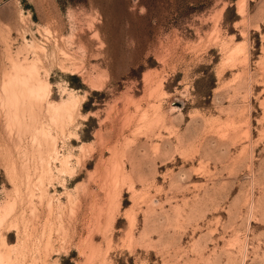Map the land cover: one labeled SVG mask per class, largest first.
I'll return each instance as SVG.
<instances>
[{"label":"rangeland","instance_id":"obj_1","mask_svg":"<svg viewBox=\"0 0 264 264\" xmlns=\"http://www.w3.org/2000/svg\"><path fill=\"white\" fill-rule=\"evenodd\" d=\"M3 259L264 264V0H0Z\"/></svg>","mask_w":264,"mask_h":264},{"label":"bare ground","instance_id":"obj_2","mask_svg":"<svg viewBox=\"0 0 264 264\" xmlns=\"http://www.w3.org/2000/svg\"><path fill=\"white\" fill-rule=\"evenodd\" d=\"M150 112H147V114H145L144 116L145 117H147V115L149 114ZM153 113H156V112H153ZM150 115H152V113H150ZM154 117L152 118L151 116H149L148 115V117L150 118V119H152V122H153V124H155L156 123V121H157V123H159V121L161 120H163L164 119V117H163V115H160V117H159V115H157V116H155V115H153ZM162 118V119H161ZM148 119V118H147ZM161 121H160V123H161ZM164 121V120H163ZM163 123V122H162ZM164 123H165V121H164ZM163 123V124H164ZM154 128H152V130H153ZM232 130L233 129H230V128H220L219 130H218V132L220 133V135L222 136V137H229L230 135H231V133H232ZM235 130V129H234ZM148 133V132H147ZM180 139H182V136H181V138ZM128 143V142H127ZM128 145V144H127ZM123 147H124V145H123ZM118 149V148H117ZM115 150V152H116V154L118 155V153H121L120 151H118V150ZM120 149H122V148H120ZM125 149V147L123 148V150ZM126 149H128V151H129V149L130 148H127L126 147ZM125 151V150H124ZM123 153H128L127 152V150H126V152H123ZM125 154V155H126ZM128 155V154H127ZM115 157V156H114ZM113 158V157H112ZM112 158H110L108 161H106L105 163H104V166L103 167H111V168H108L107 169V171L109 172V173H111V174H113L115 177H118V178H126L127 176H128V172H127V166L125 165L126 163L124 162V161H117V160H115V161H113V160H111ZM125 163V164H124ZM135 163V162H134ZM133 164V163H132ZM131 164V165H132ZM131 167V166H130ZM135 167H136V165H135ZM135 167H133L132 166V168H135ZM133 170V169H132ZM135 170V169H134ZM129 171V170H128ZM131 171V170H130ZM130 171H129V173H130ZM133 173V172H132ZM130 176V175H129ZM98 179H101V177H99ZM101 185V183L99 182L98 183V185ZM99 185V186H100ZM102 186V185H101ZM116 187H117V185H109V186H107V188H106V192H105V197L106 198H108L111 194H112V192L116 189ZM95 194H97V193H95ZM94 194V195H95ZM94 195H92L93 197H94ZM96 196V195H95ZM97 197V196H96ZM96 197L95 198H91L92 199V201L93 202H97L98 201V198L96 199ZM0 264H9L8 263V260H0Z\"/></svg>","mask_w":264,"mask_h":264}]
</instances>
